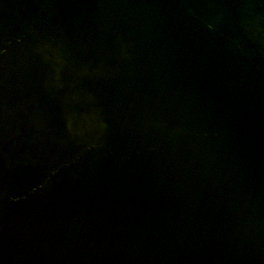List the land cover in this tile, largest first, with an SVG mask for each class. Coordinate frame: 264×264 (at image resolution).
<instances>
[{
	"label": "water",
	"instance_id": "95a60500",
	"mask_svg": "<svg viewBox=\"0 0 264 264\" xmlns=\"http://www.w3.org/2000/svg\"><path fill=\"white\" fill-rule=\"evenodd\" d=\"M0 264H264V0H0Z\"/></svg>",
	"mask_w": 264,
	"mask_h": 264
}]
</instances>
